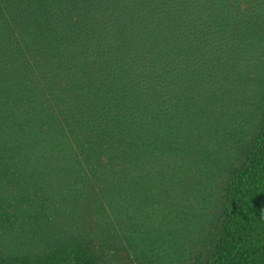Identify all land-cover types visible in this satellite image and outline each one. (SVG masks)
<instances>
[{"label": "trees", "instance_id": "1", "mask_svg": "<svg viewBox=\"0 0 264 264\" xmlns=\"http://www.w3.org/2000/svg\"><path fill=\"white\" fill-rule=\"evenodd\" d=\"M0 264H264V0H0Z\"/></svg>", "mask_w": 264, "mask_h": 264}]
</instances>
